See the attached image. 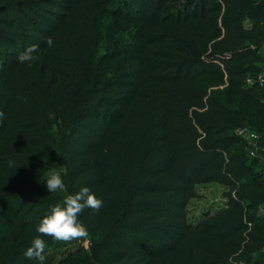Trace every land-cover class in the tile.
Segmentation results:
<instances>
[{"label":"trees","instance_id":"16d2710c","mask_svg":"<svg viewBox=\"0 0 264 264\" xmlns=\"http://www.w3.org/2000/svg\"><path fill=\"white\" fill-rule=\"evenodd\" d=\"M262 74L264 0H0V264H36V235L45 264H264V153L237 135L264 149ZM213 182L227 206L192 223ZM82 185L87 236L37 233Z\"/></svg>","mask_w":264,"mask_h":264},{"label":"clouds","instance_id":"9594fccd","mask_svg":"<svg viewBox=\"0 0 264 264\" xmlns=\"http://www.w3.org/2000/svg\"><path fill=\"white\" fill-rule=\"evenodd\" d=\"M47 43L52 45V39L48 38ZM37 47L36 44L26 46L19 52L17 59L21 63L32 61ZM43 183L48 192L54 193L63 190L65 188V179L62 175V170H48ZM102 204L103 200L91 191L89 186L82 185L78 191L65 195L62 203L50 204L46 214L37 223L35 231L50 236L57 241H68L85 237L88 234V230L85 224L81 222L80 214L86 208L99 209ZM46 243L44 236H34L23 251V255L35 261L36 264H45Z\"/></svg>","mask_w":264,"mask_h":264},{"label":"rangeland","instance_id":"374dc122","mask_svg":"<svg viewBox=\"0 0 264 264\" xmlns=\"http://www.w3.org/2000/svg\"><path fill=\"white\" fill-rule=\"evenodd\" d=\"M130 27H126L120 29L118 32L125 33ZM128 39V38H126ZM126 42V41H125ZM125 42L120 43L119 45H124ZM257 81L258 78L256 77ZM252 79V82L256 80ZM259 84L263 85L262 91H260V95L264 97V74ZM240 151L249 154L250 158H256L258 156L263 155V148L261 147L259 142H256L253 145L247 143L246 145H241ZM252 152H254V156H252ZM254 172L257 176L264 177V165L256 164L254 165ZM62 191V190H60ZM196 194L197 196L190 202L187 211L189 220L192 223H196L201 219L205 214H214L217 211L225 208L228 202L229 189L217 182L200 184L196 186ZM260 213L264 215V205L261 206ZM85 246H89V240L85 241Z\"/></svg>","mask_w":264,"mask_h":264},{"label":"built area","instance_id":"2783aa9c","mask_svg":"<svg viewBox=\"0 0 264 264\" xmlns=\"http://www.w3.org/2000/svg\"><path fill=\"white\" fill-rule=\"evenodd\" d=\"M261 77H263V74L258 77L259 83L261 82L259 80V79H261ZM261 86L263 87V85H261ZM237 135L239 137H241L245 142H247L251 145H253V143L255 144L256 142L261 143V134L255 133L254 131H251L250 129L241 128L237 131ZM263 152H264V149H263ZM251 154H252V156H254V152H252Z\"/></svg>","mask_w":264,"mask_h":264}]
</instances>
